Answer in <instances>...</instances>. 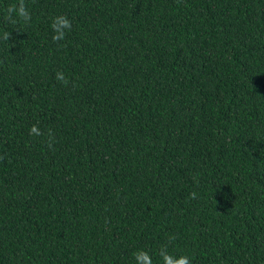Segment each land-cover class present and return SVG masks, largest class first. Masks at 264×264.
Instances as JSON below:
<instances>
[{
  "label": "trees",
  "instance_id": "16d2710c",
  "mask_svg": "<svg viewBox=\"0 0 264 264\" xmlns=\"http://www.w3.org/2000/svg\"><path fill=\"white\" fill-rule=\"evenodd\" d=\"M24 3L0 0V264H264V0Z\"/></svg>",
  "mask_w": 264,
  "mask_h": 264
},
{
  "label": "clouds",
  "instance_id": "9594fccd",
  "mask_svg": "<svg viewBox=\"0 0 264 264\" xmlns=\"http://www.w3.org/2000/svg\"><path fill=\"white\" fill-rule=\"evenodd\" d=\"M15 14V16L13 15ZM7 22H10L12 24H16L17 22H23L24 24H27L31 21V13L29 12L27 6L24 3V0H19V4H13L10 5L7 8V15L5 17ZM55 35H53L52 40L54 43L60 44V42L64 41L66 39V31H71L72 29V21L67 16H58L53 19L52 25H51ZM11 38V34L5 31L0 37L3 41H9ZM61 47L64 45L60 44ZM56 79L64 84L67 85L69 83V80L64 75L63 72H57ZM30 135L33 136H40L43 133L40 131L39 127L37 125H33L30 128ZM49 136H51V133H49ZM49 148L52 147V144L49 143ZM190 199H197V193L192 192L190 193ZM135 259L137 261V264H153L152 257L150 254L146 251H139L134 254ZM160 257L163 260V264H191V260L188 256H181L179 259H176L174 256L170 255L167 251L166 247H162L159 253Z\"/></svg>",
  "mask_w": 264,
  "mask_h": 264
}]
</instances>
